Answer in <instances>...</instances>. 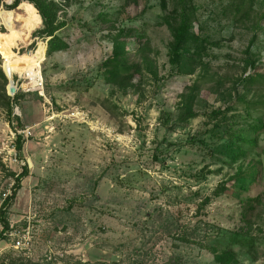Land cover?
<instances>
[{
  "label": "rangeland",
  "instance_id": "1",
  "mask_svg": "<svg viewBox=\"0 0 264 264\" xmlns=\"http://www.w3.org/2000/svg\"><path fill=\"white\" fill-rule=\"evenodd\" d=\"M13 2L0 0V70L16 89H6L11 124L0 109V205L25 165L8 218L31 243L18 251L0 242V264H217L211 250L220 254L226 232L245 240L231 246L237 264H264V132L228 167L205 150L218 141L204 118L164 126L192 87L199 108L231 98L236 126L264 123V88L239 87L264 76V0H37L64 24L66 49L48 57L47 41L33 35L43 29L38 12L27 2L9 9ZM180 7L192 27L186 49L197 50L185 56L186 73L169 63ZM115 39L127 65L139 66L125 92L103 75ZM239 170L257 173L244 190L231 181Z\"/></svg>",
  "mask_w": 264,
  "mask_h": 264
},
{
  "label": "trees",
  "instance_id": "2",
  "mask_svg": "<svg viewBox=\"0 0 264 264\" xmlns=\"http://www.w3.org/2000/svg\"><path fill=\"white\" fill-rule=\"evenodd\" d=\"M22 2L31 4L36 13L38 12L37 15L39 14L43 22V29L36 31L33 35L47 41L46 57L52 55L53 53L64 51L66 49V45L63 43L62 39L57 36V33L64 27V24L58 23L55 15L51 12H49L48 17L37 0H14L9 9H15ZM162 2H164V0H162ZM176 13H178V18H180V20L179 25L172 29V43L170 47L169 63L177 72L186 73L187 70L191 69V65L190 61L187 62L188 60L185 56L190 53L194 55L197 50L189 52V50L186 49V44L189 40H191L189 35L192 31L191 22L188 17L189 14L183 7H180ZM203 43L210 44L207 43L206 40H204ZM15 44L16 43L13 42L11 52ZM40 54L41 56L43 54L42 48ZM28 56L29 55L23 57V62ZM103 69V75H105V81L107 84L117 87V89L121 92H125L132 87L133 74L131 72L134 71L137 73L139 71V66L132 65L130 67L127 65L126 45L115 39L112 43L111 55L108 56L103 63ZM7 85V79L0 70V109L4 112L8 123L11 124V122H13L11 118L12 108L11 100L6 95ZM254 86L264 88V76L252 74L246 78H242L239 83V87L244 89L252 88ZM197 94V87H192V90L188 94L181 95L182 99L176 104L174 112H172V114H165L169 122L164 124V126H169V129L172 130L176 128H185V126H187L194 118L198 116L204 118L208 121L205 133L209 135V138L217 139L218 141V144L214 145L213 149L206 146L205 150H207L210 159L218 161L222 165L232 167V164L246 158L250 151L257 147L256 137L259 133L264 132V123L261 120H257L256 124L249 123L244 127L239 125L236 126L233 122L236 117L229 114L238 102L229 98L228 100L223 101L224 103L222 107L214 108L208 111L204 108H199L204 107L205 103L198 98ZM16 100L17 99H15V101ZM165 116L163 115V117ZM247 117L249 116L247 115ZM17 125L18 127H21L19 124ZM189 142L197 144V142L199 143V140L191 137ZM23 144L24 141L22 136L16 135L15 149L19 159H22L21 153L23 150ZM244 172L245 170H239L231 178V181H234L233 186H237L241 190L246 189V181L248 182L247 184H252L257 175V173L253 170L246 174H243ZM27 176L28 170L25 165L22 167L21 172L18 175H12L13 186L10 190V194L3 199L0 207V242L5 241L7 234L10 232L8 218L9 211L13 201L15 200L17 192L21 188V181ZM243 177H246L247 180H244ZM225 190V185H220L217 190L213 192L212 197H219ZM209 202V199L204 200L200 208L203 209ZM218 231L220 230L218 229ZM226 234L225 238L228 239V243L225 245L224 249L220 251V254H218L215 250H211V254L214 262L217 264H237V256L232 251L231 246L236 243H245V240L238 237L237 234H232L231 232H226Z\"/></svg>",
  "mask_w": 264,
  "mask_h": 264
},
{
  "label": "built area",
  "instance_id": "3",
  "mask_svg": "<svg viewBox=\"0 0 264 264\" xmlns=\"http://www.w3.org/2000/svg\"><path fill=\"white\" fill-rule=\"evenodd\" d=\"M41 81V78L38 79ZM39 86V85H38ZM41 86V84H40ZM16 92V89H15ZM1 207V205H0ZM12 239V248L18 251H26L29 249L31 243V234L29 230H23L20 233L12 232V227H10V232L7 234L6 239Z\"/></svg>",
  "mask_w": 264,
  "mask_h": 264
},
{
  "label": "water",
  "instance_id": "4",
  "mask_svg": "<svg viewBox=\"0 0 264 264\" xmlns=\"http://www.w3.org/2000/svg\"><path fill=\"white\" fill-rule=\"evenodd\" d=\"M4 74H5V76H6L7 80H8V85L6 87L7 92H8V96L12 97L15 94V87H13V83H12L11 79L8 78V76L6 75L5 72H4Z\"/></svg>",
  "mask_w": 264,
  "mask_h": 264
},
{
  "label": "bare ground",
  "instance_id": "5",
  "mask_svg": "<svg viewBox=\"0 0 264 264\" xmlns=\"http://www.w3.org/2000/svg\"><path fill=\"white\" fill-rule=\"evenodd\" d=\"M32 65H34V63H32L30 66H32ZM7 68L10 72H15L14 70L16 67H15V64L10 63V64H8ZM21 68H22V66H21Z\"/></svg>",
  "mask_w": 264,
  "mask_h": 264
}]
</instances>
